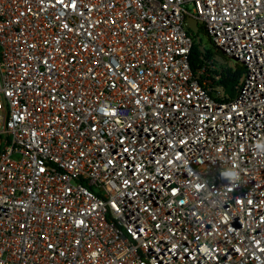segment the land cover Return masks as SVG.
Wrapping results in <instances>:
<instances>
[{
  "label": "built area",
  "instance_id": "1",
  "mask_svg": "<svg viewBox=\"0 0 264 264\" xmlns=\"http://www.w3.org/2000/svg\"><path fill=\"white\" fill-rule=\"evenodd\" d=\"M0 264H264V0H0Z\"/></svg>",
  "mask_w": 264,
  "mask_h": 264
},
{
  "label": "trees",
  "instance_id": "2",
  "mask_svg": "<svg viewBox=\"0 0 264 264\" xmlns=\"http://www.w3.org/2000/svg\"><path fill=\"white\" fill-rule=\"evenodd\" d=\"M212 50H209V53H212ZM200 49L199 44L195 43L193 47V55H192V64L196 67L197 64V55H199ZM244 68L240 65H237L236 69L228 68L225 70L222 78L220 79L222 84L224 85L225 91L227 95L232 96L236 90V86L240 81V78L243 74Z\"/></svg>",
  "mask_w": 264,
  "mask_h": 264
},
{
  "label": "rangeland",
  "instance_id": "3",
  "mask_svg": "<svg viewBox=\"0 0 264 264\" xmlns=\"http://www.w3.org/2000/svg\"><path fill=\"white\" fill-rule=\"evenodd\" d=\"M200 38H201V43L205 46L206 49H213V44L210 41L208 35L205 33V31L200 28L198 32Z\"/></svg>",
  "mask_w": 264,
  "mask_h": 264
},
{
  "label": "water",
  "instance_id": "4",
  "mask_svg": "<svg viewBox=\"0 0 264 264\" xmlns=\"http://www.w3.org/2000/svg\"><path fill=\"white\" fill-rule=\"evenodd\" d=\"M189 20H190V26H191V28L193 29V31L195 33H197L199 31V25H198L197 20L194 19V18H190ZM197 41L200 42L199 36L197 37ZM199 48L201 50H204V46L202 44H199Z\"/></svg>",
  "mask_w": 264,
  "mask_h": 264
}]
</instances>
